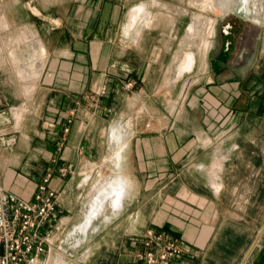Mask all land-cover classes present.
<instances>
[{
    "label": "crops",
    "instance_id": "obj_1",
    "mask_svg": "<svg viewBox=\"0 0 264 264\" xmlns=\"http://www.w3.org/2000/svg\"><path fill=\"white\" fill-rule=\"evenodd\" d=\"M185 5L5 3L4 38L19 46L0 61V172L26 199L53 172L62 212L45 264H133L150 229L183 246L172 264H264V34L248 50L217 19L191 93L187 39L202 31ZM234 5L262 14L260 0L255 15ZM100 86L97 106L86 96ZM64 165L75 172L60 176Z\"/></svg>",
    "mask_w": 264,
    "mask_h": 264
},
{
    "label": "built area",
    "instance_id": "obj_2",
    "mask_svg": "<svg viewBox=\"0 0 264 264\" xmlns=\"http://www.w3.org/2000/svg\"><path fill=\"white\" fill-rule=\"evenodd\" d=\"M133 82L125 87L130 89ZM107 89L100 88L86 99L99 105ZM76 109H72L71 117ZM72 118L64 127V138L70 130ZM60 176L75 172L71 165L60 166ZM53 172L44 175L31 199L9 192L0 172V264H45L44 255L52 236L51 224L62 212L60 192L52 186ZM144 250L135 255L133 264H172L174 258L183 253V246L176 239L157 232L147 231L143 238Z\"/></svg>",
    "mask_w": 264,
    "mask_h": 264
},
{
    "label": "rangeland",
    "instance_id": "obj_3",
    "mask_svg": "<svg viewBox=\"0 0 264 264\" xmlns=\"http://www.w3.org/2000/svg\"><path fill=\"white\" fill-rule=\"evenodd\" d=\"M9 0H0V51L3 52V49H7V54H0V61L3 62L5 59L12 58L10 53L12 52L13 48L16 46H19V39H13V40H5V32L9 31L8 29L4 28V14L5 11H7L9 8H6L5 3L8 2ZM179 0H172L173 3L178 2ZM228 1L230 0H215L216 3H225V10H221L220 8H214V7H204L203 3L204 0H186V5L184 8L188 13L187 19H188V26L191 24V21H193L194 15L198 14V18L200 22L195 25L193 23L190 26V31L193 33L195 31V26H197V30L202 31V38H194L189 36L187 39V48L186 51H189L191 53L187 55H193V53H197L194 55V57L201 55L203 57V61L205 62V56H206V50L205 46L202 45L204 39L207 41L212 42L211 37L208 35V23L206 22L208 19H212L211 21L215 24L216 28V22L218 19V32L221 33L222 35L224 34V27L231 25L232 28H236V30L239 33H242V42L244 43L241 45L242 47L246 46V48L249 50L251 48L252 44H254L259 37V35L262 33L264 34V0H260V4L262 5V14L259 16V19L257 20L254 16H251L247 14L242 5H234L230 9H226L228 5ZM256 4L259 0H255ZM254 2V1H251ZM250 2V3H251ZM243 3V2H242ZM250 10H252V15H255L258 13V7L257 11L255 12V5L249 6ZM214 9V10H213ZM15 9L13 8V11ZM205 17V18H204ZM232 30V29H231ZM15 31V30H13ZM19 32V31H18ZM215 32V31H214ZM191 33V35H192ZM194 34V33H193ZM193 36V35H192ZM9 48V49H8ZM204 48V49H203ZM200 53V54H199ZM13 59V58H12ZM14 60V59H13ZM12 62L14 63V61ZM188 60V58H186ZM196 61V58H194V63ZM193 68L190 69L187 73L184 74V77L182 79V82L188 81V86H191L190 92L193 93L195 89L199 87V82L197 81L200 73L198 70ZM191 66V67H192ZM194 69V70H193ZM177 78V71L172 70V83H173V88L175 85V80ZM131 82V81H129ZM128 83V82H127ZM126 83V84H127ZM125 84V85H126ZM134 86V84H133ZM106 88L107 86H100L97 87L95 91H93L91 94L96 93L100 88ZM125 87V86H124ZM126 88V87H125ZM133 88V87H132ZM127 89V88H126ZM156 107L161 109V104H155ZM76 258V257H75ZM73 258V260L70 261L68 264H85L82 261H77ZM89 264V263H87ZM90 264H96V263H90Z\"/></svg>",
    "mask_w": 264,
    "mask_h": 264
},
{
    "label": "bare ground",
    "instance_id": "obj_4",
    "mask_svg": "<svg viewBox=\"0 0 264 264\" xmlns=\"http://www.w3.org/2000/svg\"><path fill=\"white\" fill-rule=\"evenodd\" d=\"M203 6L205 8L206 7H214V8H220L221 10H223L225 8V3L224 4L222 3V5H221L219 3H216L215 0H204ZM211 20L208 19L206 21L208 23V35L209 36H213L214 33H215L214 32L215 31V24ZM202 45H204L205 46V50L208 51V49L212 45V42L207 41V40L204 39ZM187 58H188V60L185 61V68H186V71H189L190 69H192V67H193L192 65L194 64V55H192V54L191 55H187Z\"/></svg>",
    "mask_w": 264,
    "mask_h": 264
},
{
    "label": "flooded vegetation",
    "instance_id": "obj_5",
    "mask_svg": "<svg viewBox=\"0 0 264 264\" xmlns=\"http://www.w3.org/2000/svg\"><path fill=\"white\" fill-rule=\"evenodd\" d=\"M251 1H254V5H255V12L257 11V4H256V1L255 0H242V2L244 4H250ZM247 10L248 12L251 14L252 13V10H250V7H247Z\"/></svg>",
    "mask_w": 264,
    "mask_h": 264
}]
</instances>
